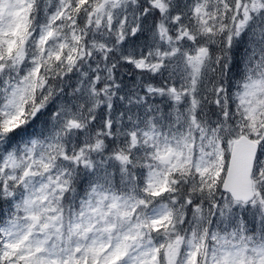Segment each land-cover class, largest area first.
I'll use <instances>...</instances> for the list:
<instances>
[{"label": "snow or ice", "instance_id": "snow-or-ice-1", "mask_svg": "<svg viewBox=\"0 0 264 264\" xmlns=\"http://www.w3.org/2000/svg\"><path fill=\"white\" fill-rule=\"evenodd\" d=\"M0 264H264V0H0Z\"/></svg>", "mask_w": 264, "mask_h": 264}]
</instances>
